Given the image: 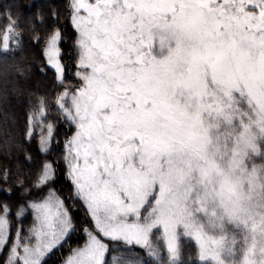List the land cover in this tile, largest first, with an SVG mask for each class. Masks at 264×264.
I'll return each instance as SVG.
<instances>
[{
    "label": "snow or ice",
    "instance_id": "snow-or-ice-1",
    "mask_svg": "<svg viewBox=\"0 0 264 264\" xmlns=\"http://www.w3.org/2000/svg\"><path fill=\"white\" fill-rule=\"evenodd\" d=\"M65 10L71 44L54 7L33 29L53 87L29 102L23 142L39 129L45 159L0 172V264H264V0ZM20 16L0 3V63L27 78Z\"/></svg>",
    "mask_w": 264,
    "mask_h": 264
},
{
    "label": "trees",
    "instance_id": "trees-1",
    "mask_svg": "<svg viewBox=\"0 0 264 264\" xmlns=\"http://www.w3.org/2000/svg\"><path fill=\"white\" fill-rule=\"evenodd\" d=\"M4 0H0L3 3ZM20 5V24L22 25L23 35V51L19 53L18 62L26 65L29 69L27 78L15 74L14 69L6 68L3 63H0V95L3 94L5 87L4 74H9L8 79L10 83L7 85L9 89L8 104L5 105L0 101V172L7 168H15L19 166L25 173L29 172L31 168L24 161V154H30L34 157L33 167L37 166L42 160L45 159L44 154L38 151V137L39 129L36 130L37 138L31 143H24L25 131V114L30 109V101H34L39 95L52 92L51 72L44 75L41 71L43 66V58L41 50L43 45L36 46V41L33 37V29L35 34L43 36L48 30L51 20L49 17V8L54 7L60 11V23L65 27L64 40L66 44H71V37L73 29L67 19L68 13L65 10L67 0H17ZM40 12L43 17L42 21L32 20L31 16L34 13ZM5 21L0 20V24ZM13 83L22 90L20 94L12 92ZM7 117V120L5 119ZM59 135L56 139L63 144L65 134L67 132L66 126L63 124L58 125ZM59 153V148L54 155ZM58 157V155H57ZM64 177L63 170L59 174V183L68 184ZM7 187V185L0 183V189ZM15 189V185H13ZM67 189V188H65ZM70 189H67V191ZM5 193L0 192V199H7ZM31 223V218L25 223V227ZM67 251L66 249L64 250ZM50 264H60V255L58 254Z\"/></svg>",
    "mask_w": 264,
    "mask_h": 264
},
{
    "label": "rangeland",
    "instance_id": "rangeland-1",
    "mask_svg": "<svg viewBox=\"0 0 264 264\" xmlns=\"http://www.w3.org/2000/svg\"><path fill=\"white\" fill-rule=\"evenodd\" d=\"M75 81H72V83H74ZM55 115V114H54ZM58 158V157H57ZM61 170H63V169H61ZM67 180V179H66ZM67 182V181H66ZM68 184H65V183H63V185H62V183L60 184H58V185H56L55 187H56V190L58 191V192H63V194H64V196H68L69 195V192H70V190H68L67 191V189H70V187H68L67 186ZM65 188H67V189H65Z\"/></svg>",
    "mask_w": 264,
    "mask_h": 264
}]
</instances>
